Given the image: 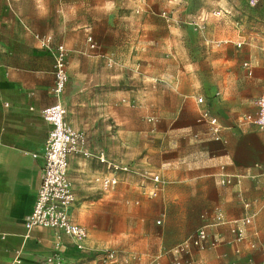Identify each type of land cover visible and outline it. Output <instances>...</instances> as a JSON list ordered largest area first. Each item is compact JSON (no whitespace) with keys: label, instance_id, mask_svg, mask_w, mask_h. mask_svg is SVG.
<instances>
[{"label":"crops","instance_id":"0c3cea01","mask_svg":"<svg viewBox=\"0 0 264 264\" xmlns=\"http://www.w3.org/2000/svg\"><path fill=\"white\" fill-rule=\"evenodd\" d=\"M67 8L60 0H0V264H8L15 257L20 258V264H38L53 254L61 256L65 264H101V255L93 252L89 240L90 225L87 222L86 228L74 217L78 206L88 209L79 186L86 194L105 190L100 179L110 173L95 158L72 155L67 167V178L78 202L71 207L70 215L87 231L86 251L77 250L74 240L61 230L25 227L40 187L50 130L41 111L57 101L50 93L54 83L52 50L43 48L39 37L51 35L52 48L60 44L49 20L57 14H68ZM42 21L44 28L39 25ZM222 60L228 68L217 72L218 80L200 91L202 104L184 105L183 124L175 134L184 141L197 140L199 151L191 157H178L176 166L168 161L161 173H152L162 178L158 191L161 223L156 227L151 213L139 218L145 253L135 264L157 255L160 264H175L170 249L204 224L214 223L218 212L227 223L207 227V241L192 248L183 261L264 264V129L238 122L243 114L257 113V99L264 94V54L243 59L240 64H246L245 68L234 56ZM218 63L222 66L223 62ZM67 96L68 81L60 98L68 123ZM204 112L207 117L202 116ZM211 118H215V125L210 123ZM142 173L144 178L151 175L147 170ZM223 176H232L231 182L222 184ZM138 184L145 193L153 186L145 179ZM253 214L249 224L241 225L243 239L235 242L228 222ZM113 264L123 261L117 258Z\"/></svg>","mask_w":264,"mask_h":264},{"label":"rangeland","instance_id":"374dc122","mask_svg":"<svg viewBox=\"0 0 264 264\" xmlns=\"http://www.w3.org/2000/svg\"><path fill=\"white\" fill-rule=\"evenodd\" d=\"M60 2L68 14L51 16L49 25L68 56V124L86 150L136 170L112 190L86 194L79 186L88 209L78 206L74 217L90 225L101 264H111L103 261L105 249L135 264L145 253L139 218L151 213L154 225L161 223L159 193L149 198L139 186L150 181L142 171L161 173L166 162L176 166L178 157L199 151L197 140L175 135L182 109L197 104L200 91L228 68L223 57L234 56L239 65L264 54V0Z\"/></svg>","mask_w":264,"mask_h":264},{"label":"built area","instance_id":"2783aa9c","mask_svg":"<svg viewBox=\"0 0 264 264\" xmlns=\"http://www.w3.org/2000/svg\"><path fill=\"white\" fill-rule=\"evenodd\" d=\"M39 40L43 48L52 50L54 83L50 93L57 101L54 105L41 111L43 118L50 125V130L44 146V165L40 187L32 211L25 222V227L28 230L33 227L61 230L74 240L76 249L83 252L87 250L85 245L87 231L83 226L77 224L70 215V209L76 198L67 178L68 158L72 155H81L85 158H95L100 164H103L110 173L100 179V184L105 190L113 188L118 183L119 174H131L135 170L130 164L108 159L102 152L92 154L86 150L83 138L65 120V109L60 101L68 78L66 48L63 44H57L52 48L49 37H39ZM90 41L91 38L89 37L87 42L90 43ZM237 46L240 47L241 43H237ZM89 47L93 48L94 43L91 42ZM203 101V96L198 95L196 97L198 104H202ZM202 116L207 117V113L204 112ZM238 122L240 124H254L258 128L264 129V94H261L257 99V113L255 115L243 114L239 117ZM210 123L215 125V118H211ZM216 131L217 128L214 127V132ZM231 178L232 176H223L221 183L229 184ZM149 180L152 181L153 186L147 191V195L153 198L159 191L162 178L160 174H151ZM245 207H248L247 203ZM253 217L254 214L228 222L232 224L231 231L236 235L235 242H240L243 239L241 225L249 224ZM156 223L159 224L160 220H157ZM226 223L224 217L218 212L215 215L214 223L204 224L183 241L174 245L170 249V253L175 258V264H191V262H184L183 258L191 253L192 248L204 245L208 238L207 227ZM104 253V262L115 263L117 261L114 250L105 249ZM159 258L160 256H151L143 264H160ZM20 263V258L15 257L8 264ZM38 264H65V262L61 256L53 254Z\"/></svg>","mask_w":264,"mask_h":264},{"label":"bare ground","instance_id":"6f19581e","mask_svg":"<svg viewBox=\"0 0 264 264\" xmlns=\"http://www.w3.org/2000/svg\"><path fill=\"white\" fill-rule=\"evenodd\" d=\"M204 14V13H203Z\"/></svg>","mask_w":264,"mask_h":264}]
</instances>
